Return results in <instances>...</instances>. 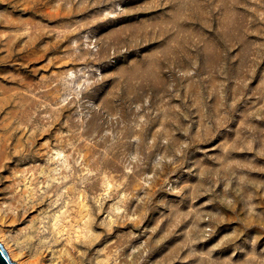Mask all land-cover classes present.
Wrapping results in <instances>:
<instances>
[{"label":"rangeland","instance_id":"1","mask_svg":"<svg viewBox=\"0 0 264 264\" xmlns=\"http://www.w3.org/2000/svg\"><path fill=\"white\" fill-rule=\"evenodd\" d=\"M0 242L264 264V0H0Z\"/></svg>","mask_w":264,"mask_h":264},{"label":"water","instance_id":"2","mask_svg":"<svg viewBox=\"0 0 264 264\" xmlns=\"http://www.w3.org/2000/svg\"><path fill=\"white\" fill-rule=\"evenodd\" d=\"M0 264H18L10 257L7 249L1 242H0Z\"/></svg>","mask_w":264,"mask_h":264},{"label":"bare ground","instance_id":"3","mask_svg":"<svg viewBox=\"0 0 264 264\" xmlns=\"http://www.w3.org/2000/svg\"><path fill=\"white\" fill-rule=\"evenodd\" d=\"M39 198H37L38 200ZM39 201V200H38ZM38 201L36 204H38ZM35 205V203H33L31 206H25L24 209L22 210L21 215H24L25 213H29L31 211V208ZM64 259H61V264H70L69 263V259H67L66 256H63ZM67 259V260H66Z\"/></svg>","mask_w":264,"mask_h":264}]
</instances>
